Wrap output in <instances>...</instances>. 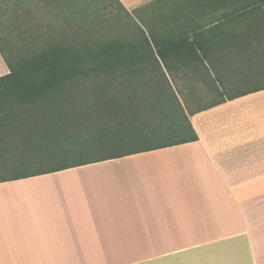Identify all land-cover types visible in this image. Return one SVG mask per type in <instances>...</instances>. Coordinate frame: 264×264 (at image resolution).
<instances>
[{
  "label": "crops",
  "instance_id": "obj_1",
  "mask_svg": "<svg viewBox=\"0 0 264 264\" xmlns=\"http://www.w3.org/2000/svg\"><path fill=\"white\" fill-rule=\"evenodd\" d=\"M237 9L219 22L264 24ZM227 66L182 99L198 140L0 182V264H264V86Z\"/></svg>",
  "mask_w": 264,
  "mask_h": 264
},
{
  "label": "trees",
  "instance_id": "obj_2",
  "mask_svg": "<svg viewBox=\"0 0 264 264\" xmlns=\"http://www.w3.org/2000/svg\"><path fill=\"white\" fill-rule=\"evenodd\" d=\"M41 1L54 24L35 18ZM215 3L224 4L204 6ZM39 4L33 13L26 0H0V49L10 69L0 75V172L23 170L0 174V182L198 140L171 73L204 62L210 55L200 50L217 39L199 27L164 38L104 37L103 5Z\"/></svg>",
  "mask_w": 264,
  "mask_h": 264
},
{
  "label": "rangeland",
  "instance_id": "obj_3",
  "mask_svg": "<svg viewBox=\"0 0 264 264\" xmlns=\"http://www.w3.org/2000/svg\"><path fill=\"white\" fill-rule=\"evenodd\" d=\"M91 1L96 7L103 5L105 18L109 23L107 29L102 33L104 37L137 38L146 34L149 37L164 38L193 31L199 27L200 34L217 39V44L211 50H200V53L210 55L204 62L189 61L182 68H176L171 73L180 97L182 99L185 95L188 98L191 97L189 100L193 106L200 107L205 103L203 95L206 88L202 87L200 82L211 76L209 68L222 69L224 67V69H228L227 65H232L236 71L233 73L238 75L235 78H238L242 84L240 88H234L233 92L264 86V34H261L264 33V24L219 22L223 17H226L228 11L237 9L242 2L259 0H221V3L224 4H220L221 6L217 10H214L210 4L206 5L207 7L204 6V1L211 3L213 0H152L135 9L121 6L117 0ZM26 3L30 4L33 13L37 11L36 4H39V0H26ZM39 5L44 7L37 11L38 14H34L35 18L45 26L54 24L55 15L50 10L51 7L45 1H41ZM29 12L31 14L32 11ZM246 15L264 16V12L251 10L243 13V16ZM217 21L218 23H216ZM205 25L207 26L204 28ZM252 31L255 38H247V34ZM238 36L242 40L240 43L236 38ZM235 51L238 54L235 55L237 53ZM241 51L243 52L240 53ZM252 53L254 56L249 57L248 54ZM0 55L6 62L1 49ZM231 60L237 65H233ZM238 67L241 68V72L237 71ZM187 112L190 113L189 110ZM114 122L113 120L112 124ZM102 124L104 125V123ZM102 124L100 125L102 126ZM17 170L23 172L16 168V170L9 169L0 172V174L13 176L18 173Z\"/></svg>",
  "mask_w": 264,
  "mask_h": 264
}]
</instances>
